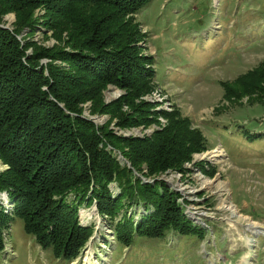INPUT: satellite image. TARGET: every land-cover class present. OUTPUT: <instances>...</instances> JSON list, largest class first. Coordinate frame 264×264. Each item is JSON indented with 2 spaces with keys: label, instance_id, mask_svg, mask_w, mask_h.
Returning <instances> with one entry per match:
<instances>
[{
  "label": "trees",
  "instance_id": "obj_1",
  "mask_svg": "<svg viewBox=\"0 0 264 264\" xmlns=\"http://www.w3.org/2000/svg\"><path fill=\"white\" fill-rule=\"evenodd\" d=\"M146 2L0 0V160L7 164L0 170V190L8 193L24 230L55 256L73 258L90 234V227L77 222L81 201H94L97 212L110 220L127 203H141L145 210L139 219L122 213L111 226L124 243L132 231L148 237L168 229L201 233L181 213L171 192L159 190L156 180L134 177L110 149L136 170L144 164L145 174L153 175L178 167L204 146L201 132L176 110H160L166 122L149 136L118 135L107 126L112 118L118 126L155 119L148 102L134 100L154 81L151 55L139 54L136 44L142 33L135 15ZM35 7L44 9L39 17L33 15ZM7 11L14 13L10 28L2 21ZM36 26L48 29L55 42L44 45L16 36L23 27L30 31ZM107 83L122 92L104 101ZM220 84L227 100L255 91L250 101L264 104V60ZM86 101L88 113H105L107 119L95 123L84 116ZM123 104L129 109L123 110ZM114 179L117 194L107 187ZM69 191L75 199H66ZM8 218L0 207V248Z\"/></svg>",
  "mask_w": 264,
  "mask_h": 264
},
{
  "label": "rangeland",
  "instance_id": "obj_2",
  "mask_svg": "<svg viewBox=\"0 0 264 264\" xmlns=\"http://www.w3.org/2000/svg\"><path fill=\"white\" fill-rule=\"evenodd\" d=\"M43 10L35 7L33 15L39 17ZM135 16L142 33L136 44L139 54L151 55L154 81L134 100L148 102L155 119L118 126L112 118L107 126L118 135L149 136L166 122L160 110H176L201 132L204 146L178 167L153 175L145 174L144 164L136 170L115 148H106L134 177L156 180L159 190L171 192L181 213L201 233L168 229L148 237L132 231L124 243L111 226L122 213L139 219L145 210L141 203H127L110 220L97 212L94 201H81L77 222L90 227V234L74 257L65 259L24 230L1 189L0 207L9 218L1 230L0 264H246L245 257L248 264H264V104L250 101L255 91L227 100L220 84L264 60V0H148ZM13 20L12 11L2 15L8 28ZM16 36L44 45L55 42L41 26L30 31L23 27ZM121 92L107 83L102 98L108 101ZM87 104L82 103L84 116L95 123L107 119L105 113H88ZM121 108L129 109L125 104ZM6 166L0 160V170ZM107 187L112 194L119 192L115 179ZM66 199H75L74 193L69 191ZM224 202L236 208V215L222 207ZM250 222L256 227H248Z\"/></svg>",
  "mask_w": 264,
  "mask_h": 264
},
{
  "label": "bare ground",
  "instance_id": "obj_3",
  "mask_svg": "<svg viewBox=\"0 0 264 264\" xmlns=\"http://www.w3.org/2000/svg\"><path fill=\"white\" fill-rule=\"evenodd\" d=\"M221 152H222V151H217L216 153H219L217 156H220ZM222 207L228 209L233 215H236L235 213H237L236 208H235L233 205H231V204H227V203L224 202V203L222 204ZM240 217H241V216H240ZM248 227H252V228H254V227H256V226L254 225V223L250 222V223H248ZM243 263H246V264L249 263V260H248L247 257L244 258Z\"/></svg>",
  "mask_w": 264,
  "mask_h": 264
},
{
  "label": "water",
  "instance_id": "obj_4",
  "mask_svg": "<svg viewBox=\"0 0 264 264\" xmlns=\"http://www.w3.org/2000/svg\"><path fill=\"white\" fill-rule=\"evenodd\" d=\"M128 166H129V164H128Z\"/></svg>",
  "mask_w": 264,
  "mask_h": 264
}]
</instances>
